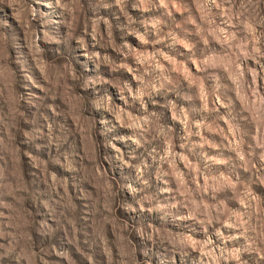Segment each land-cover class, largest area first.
Masks as SVG:
<instances>
[{
	"label": "rangeland",
	"instance_id": "rangeland-1",
	"mask_svg": "<svg viewBox=\"0 0 264 264\" xmlns=\"http://www.w3.org/2000/svg\"><path fill=\"white\" fill-rule=\"evenodd\" d=\"M0 264H264V0H0Z\"/></svg>",
	"mask_w": 264,
	"mask_h": 264
}]
</instances>
